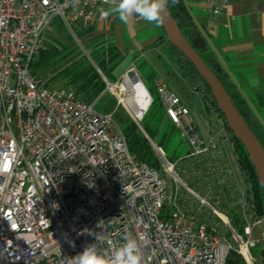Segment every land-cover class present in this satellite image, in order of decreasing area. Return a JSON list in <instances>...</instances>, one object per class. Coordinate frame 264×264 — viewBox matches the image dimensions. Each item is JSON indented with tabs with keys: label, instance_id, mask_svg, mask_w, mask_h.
<instances>
[{
	"label": "built area",
	"instance_id": "2783aa9c",
	"mask_svg": "<svg viewBox=\"0 0 264 264\" xmlns=\"http://www.w3.org/2000/svg\"><path fill=\"white\" fill-rule=\"evenodd\" d=\"M228 1L206 0L209 25ZM100 5L0 0V264H65L95 242L85 229L101 235L98 247L109 252L128 233L144 236L143 264H232L231 250L238 263L257 264L250 235L259 227L264 239V215L250 211L224 143L195 130L188 107L165 81L156 80L154 89L187 151L169 160L154 145L153 167L129 150L114 111L95 108L105 92L121 90L128 91L118 98L125 106L124 80L105 81L101 96L86 101L74 88L46 87L32 73L54 18L76 34L94 25ZM146 109L130 112L142 131Z\"/></svg>",
	"mask_w": 264,
	"mask_h": 264
},
{
	"label": "trees",
	"instance_id": "16d2710c",
	"mask_svg": "<svg viewBox=\"0 0 264 264\" xmlns=\"http://www.w3.org/2000/svg\"><path fill=\"white\" fill-rule=\"evenodd\" d=\"M169 11L173 18L177 21L183 35L189 41V43L193 46V48L199 53V55L203 58V60L207 63V65L214 71L217 75L227 93L230 95L234 105L237 107L239 112L242 114L244 119L246 120L248 126L261 142L264 145V124L256 117L253 109L249 106L246 99L242 96L240 91L236 88L235 84L229 78L228 74L224 69L218 70L214 67L213 61L216 59V55L214 51L207 45L206 35L205 33L198 28V26L193 21L189 9L187 7V3L185 0H178L174 6L171 4L168 7ZM61 24V22L59 21ZM83 37L91 38L93 35L91 29L87 30H79L77 31ZM102 41L108 40L107 38L100 36ZM99 38V37H98ZM172 51L174 52L178 65L182 70L183 74L191 81L196 91L203 96L204 100L208 99L216 111L223 118L225 124L227 125L223 114L218 109L217 104L214 98L211 95L210 87L205 82V80L199 75L193 64L189 61V59L184 56L167 38L163 36ZM109 41V40H108ZM111 46H107L103 48L104 53L101 54V58L99 61V65L102 67L104 72L111 76V68L116 64V61H121L124 57L123 52L116 46V44L112 41H109ZM105 43L101 42L100 46L103 47ZM60 49L55 46L53 43L45 42L43 39V44L41 48L38 50V59H36L37 54L34 57V60L31 64V71L33 74L38 76L36 72V68L41 65H47L49 61L58 55ZM115 60V61H114ZM113 61V62H112ZM108 65L110 67H108ZM106 75V74H105ZM50 79L52 81H43V84L46 87H53L49 85V82L52 84L57 82L58 80H63V87L65 88H74L78 94H80L84 100L92 101L96 97H98L105 86L103 81L100 79L98 73L92 66L89 64H85V61L82 57H77L73 60L65 62L59 70L52 75ZM148 89V88H147ZM149 90V89H148ZM87 93H89L87 95ZM103 96V95H102ZM153 105V106H152ZM152 106V108H150ZM149 121L144 124V129L148 133V135L154 139V142L159 145L163 150H165L166 157L169 160H174L178 156L183 155L187 148L183 147L184 140L180 137L177 128L168 118L162 103L160 102L158 96L154 99L152 97V101L147 110H149ZM106 112L111 110H104ZM146 113V112H145ZM145 115V114H144ZM143 115V116H144ZM115 117V114H114ZM167 120L171 123L172 126L177 130L176 132L173 127L168 132L165 129V126L162 125ZM143 119V118H142ZM142 121V120H141ZM228 127V125H227ZM229 128V127H228ZM122 131L125 135L127 145L129 150L135 154L138 160L147 163L150 166L158 167L159 163L157 157L154 154V151L149 143L148 139L141 133L137 125L129 120L122 128ZM233 135V134H232ZM234 137V146L237 153V162L240 169L243 171L246 179L250 181L251 189L248 187V190L251 194V199L254 203V208L258 215H264V187L261 186L259 178L257 177L255 168L251 163V159L246 153L243 146L240 142ZM231 219L234 225L237 228L239 233H242L239 216L236 211L231 209ZM254 249V248H253ZM261 257H264V254H261ZM232 264H241L236 260L231 259Z\"/></svg>",
	"mask_w": 264,
	"mask_h": 264
},
{
	"label": "crops",
	"instance_id": "0c3cea01",
	"mask_svg": "<svg viewBox=\"0 0 264 264\" xmlns=\"http://www.w3.org/2000/svg\"><path fill=\"white\" fill-rule=\"evenodd\" d=\"M185 1L193 21L205 33L207 45L214 51L218 64L264 124V0H229L216 21L210 25L206 0ZM101 7L106 9L108 6L103 4L97 8L94 25L90 28L93 35L114 42L128 58V63L140 61L139 65L142 64L150 86L154 88L156 80L162 79L177 93L176 87L181 85L175 82L174 76L186 77L180 67L169 69L160 64L156 66L142 58L144 53L151 52L154 46L164 40L156 24H150L135 15L127 23L120 22L115 16L102 18L99 12ZM132 42H135L134 46ZM139 47L142 48L141 53L138 52ZM181 102L186 105L183 100ZM213 122L207 132L225 146L230 142L229 137L219 129L215 120ZM194 127L198 131L195 124ZM229 161L234 168L232 160Z\"/></svg>",
	"mask_w": 264,
	"mask_h": 264
},
{
	"label": "rangeland",
	"instance_id": "374dc122",
	"mask_svg": "<svg viewBox=\"0 0 264 264\" xmlns=\"http://www.w3.org/2000/svg\"><path fill=\"white\" fill-rule=\"evenodd\" d=\"M58 18H54L53 22L51 23L50 27L44 32L43 39L45 42L53 43L55 46H57L60 49V52L57 56L53 57L49 63L46 65H41L38 68H36V72L38 74V77L42 81H52L53 79H50L54 73H56L59 68L67 61L73 60L77 57H82L85 61V64H89L96 70L98 73L100 79L103 81L105 86V81H111V82H118L117 84L121 85L124 74H128L132 76L133 74L137 73L141 82L146 87L148 93L151 97L154 99L157 97L155 89L150 86L149 81L146 79L144 70L142 68V64H140V61L135 60L133 64L132 62L128 63V58L123 57L122 60L116 61V64L111 68V76L108 75L102 67L99 65L100 58L102 57L101 54L104 53L103 48L107 46H111V43L108 40L101 39L100 36H92L91 38L83 37L80 34H72L71 31L61 22L59 23ZM157 26V25H156ZM158 30L161 33V36H165L164 31L162 27L159 25L157 26ZM99 37V38H98ZM101 42H104L105 44L100 46ZM135 42H132V46H134ZM142 48L139 47L138 52L141 51ZM144 60H146L148 63H151L152 65H162L165 66V68L169 69H178V64L176 62V58L174 53H172V50L168 44V42L164 39L161 42L157 44V46L153 47V50L148 53H144L143 57ZM36 59H38V54ZM115 61V60H114ZM113 62V61H112ZM128 63V64H127ZM150 64V65H151ZM213 65L216 69L221 70L222 68L217 62V59H214ZM111 66V65H110ZM108 65V67H110ZM126 66V67H125ZM155 67V66H154ZM106 74V75H105ZM175 82L179 83L181 86L176 87V91L178 96L181 100L187 105L188 110L190 111L191 121L192 123L196 125L198 129V133L204 137H207L208 135V127L209 125L213 124L214 120L216 121V124L218 125L219 129L222 130L224 134H226L229 137V140L231 142L226 143V153L229 159L232 160L234 165V170L237 173V183L239 187L244 191V194L249 199V202L251 203V209L250 211L253 212L254 203L251 199V194L248 190V187L251 189L250 181H248L243 173V171L240 169L238 162H237V153L234 146V137L232 135L231 130L227 127L225 124L223 118L220 116V114L216 111L212 103L206 99L204 100L203 96L199 95L193 86L191 82L186 77H175ZM63 80H58L55 83L49 82L50 86H53V88H63ZM126 88V86L124 85ZM127 89V88H126ZM89 93H87L88 95ZM128 94L127 90H121L117 93V95H113L111 92L107 91L104 93L103 96L100 97L98 102L95 104V108L100 109L101 111L104 110H113L115 117L114 121L116 124H118L121 128L127 123L129 120H132L131 113L135 112L131 106L127 103V101L124 99L123 102L125 106L122 103H119L118 98L126 97ZM98 98V97H96ZM95 98V99H96ZM153 106V105H152ZM152 106L150 108H152ZM149 107V105H148ZM147 107V109H148ZM145 110L146 113L143 116L142 121L140 122L141 127L144 131L140 130L141 133L148 139L149 143L151 144V147L154 151V154L156 156L154 145H157L154 142V139H152L146 130L144 129V124L149 121V110ZM135 123V122H134ZM162 125L165 126V129L169 132L171 128L174 126L171 125V123L167 120ZM138 127V126H137ZM175 129V128H174ZM178 130V129H177ZM177 130H173L176 132L177 136ZM179 132V131H178ZM160 147L159 145H157ZM184 148H187L186 142L184 141L183 144ZM163 150V148H162ZM165 153V150H163ZM166 155V154H165ZM167 183H168V191L171 190L174 187L173 178L171 176L167 177ZM250 213H247L248 221H252V216L248 215ZM252 239H256L257 243L256 245L250 249V254L254 259V262L257 264H264V257H261V254H264V239L259 234V227H254L253 231L250 235ZM244 264V263H243Z\"/></svg>",
	"mask_w": 264,
	"mask_h": 264
},
{
	"label": "water",
	"instance_id": "95a60500",
	"mask_svg": "<svg viewBox=\"0 0 264 264\" xmlns=\"http://www.w3.org/2000/svg\"><path fill=\"white\" fill-rule=\"evenodd\" d=\"M160 26L162 27L166 38L189 59L199 75L209 85L211 95L214 98L218 109L223 114L232 134L240 142L251 159V163L255 168L261 186L264 187V145L261 144L252 132L217 75L183 35L177 21L173 18L168 8L162 13ZM132 76L135 79L140 80L137 73ZM143 111L144 109H139V112ZM259 166L261 170H259ZM230 255L234 260H238L235 250H231Z\"/></svg>",
	"mask_w": 264,
	"mask_h": 264
},
{
	"label": "clouds",
	"instance_id": "9594fccd",
	"mask_svg": "<svg viewBox=\"0 0 264 264\" xmlns=\"http://www.w3.org/2000/svg\"><path fill=\"white\" fill-rule=\"evenodd\" d=\"M74 3L78 4L79 0H74ZM176 3L178 0H103V4L108 7L106 9L101 7L99 12L102 18L115 16L122 23H127L135 15L159 26L162 13L170 4L174 6ZM84 232L94 236L95 242L87 244L84 250L74 257L66 258L65 264H143L141 241L145 239L144 236L137 238L128 233L123 237L124 243L116 245L109 252L98 247V244L104 243L101 235L88 229ZM69 243L75 247L74 242L69 241ZM107 244L112 245V241L108 240Z\"/></svg>",
	"mask_w": 264,
	"mask_h": 264
},
{
	"label": "bare ground",
	"instance_id": "6f19581e",
	"mask_svg": "<svg viewBox=\"0 0 264 264\" xmlns=\"http://www.w3.org/2000/svg\"><path fill=\"white\" fill-rule=\"evenodd\" d=\"M124 85L130 91V96L125 98L131 108L138 112L139 109H146L149 103V93L142 82L128 74L124 75ZM259 170H261L259 166Z\"/></svg>",
	"mask_w": 264,
	"mask_h": 264
}]
</instances>
